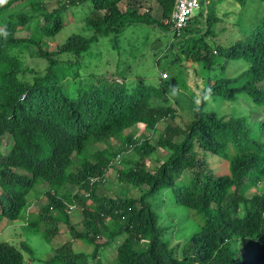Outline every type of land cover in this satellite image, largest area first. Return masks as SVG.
I'll return each mask as SVG.
<instances>
[{
  "label": "trees",
  "instance_id": "trees-1",
  "mask_svg": "<svg viewBox=\"0 0 264 264\" xmlns=\"http://www.w3.org/2000/svg\"><path fill=\"white\" fill-rule=\"evenodd\" d=\"M156 1L160 17L132 0H61L51 10L43 0H0V138L13 140L8 152L0 149V223L25 222L49 243L59 222L71 234L46 257L24 239L0 240V264H264V0L248 23L235 19L240 12L222 11L223 0H201L198 15L180 29L172 16L176 0ZM235 1L242 9L248 0ZM19 2L31 9H16ZM74 7L88 33H71L49 49L45 37L61 33ZM137 24L173 33L161 55L156 52L158 65L169 55L176 69L183 61L200 65L201 103L178 89L184 82L178 74L160 76L154 85L128 81L119 67L83 72L93 44L103 38L114 43ZM23 27L28 31L18 34ZM27 50L46 61L43 71L28 67ZM231 64L237 75L227 74ZM166 95L176 108L157 99ZM184 95L191 96L189 108L179 109L186 106ZM167 116L174 123L156 142L144 133L125 134L141 125L158 132ZM116 136L123 137L121 147L109 145L96 161L76 162L92 142ZM124 148L139 158L119 168V180L143 192L100 193L108 170L117 159L125 161ZM158 149L168 156L150 169L148 159ZM68 185L77 190L69 193ZM37 204L39 212L31 211ZM77 212L87 227L81 231L71 219ZM76 240L92 251L77 250ZM245 243L249 251L241 255Z\"/></svg>",
  "mask_w": 264,
  "mask_h": 264
},
{
  "label": "rangeland",
  "instance_id": "rangeland-1",
  "mask_svg": "<svg viewBox=\"0 0 264 264\" xmlns=\"http://www.w3.org/2000/svg\"><path fill=\"white\" fill-rule=\"evenodd\" d=\"M43 1L51 10L56 8L59 4V1L61 0H43ZM132 2L140 11H144L148 8H151L155 16L160 17L162 14V9L160 8L156 0H132ZM19 3L20 5L15 6L16 9H22L25 11L31 9V5H29L28 2H19ZM262 4L263 3L260 2V0H248L245 7H243L242 9H238L236 6L237 2L235 0H223V3L220 2L218 6L222 11L232 10L231 14L234 16L237 12H240L241 16L240 14L237 13L235 19L240 23H248L249 20L252 18V14L255 13V9L257 8V6L261 7ZM120 5L123 8H125V5L127 4L126 2H121ZM201 9L202 8L195 9L193 15H198ZM76 11L78 12L79 10H76L75 7L74 10L70 9L67 11V13L65 14L67 23L60 34L51 38L45 37L49 49L57 48L58 45L61 42H63L71 33L80 32V31L84 32L85 34L88 33L87 29H85L84 22L81 21L82 16H79L81 14L77 13ZM204 11L205 12L208 11L206 5L203 6V12ZM227 23L229 25V21H227L225 24ZM27 31L28 28L23 27L22 30L18 32V34ZM163 32L165 36L158 29L154 30L153 28L147 26L146 24H137L126 29L122 33L119 40L115 41L114 43H112V41L106 38H103L98 43L93 44L92 48L89 50V53H87L89 56L84 57L83 61L86 65L84 66L83 72L84 71L89 72L92 70L102 71V72L106 70H110L109 72H112L115 68L119 67L117 71L124 70L125 75L129 73L128 81L139 80L141 82H146L148 84H154V85H159L160 80L163 79L164 77L169 78L170 76L178 74L179 77H183L184 79V82L179 81L177 83L180 86L178 87V89L179 90L184 88L188 89L190 91V95L194 96L196 100L199 103H201L202 100L201 89L204 87V80L203 78L200 77V75L196 74V69L200 68V65L198 63L192 61H183L184 67L181 66L178 69H176V66L173 65L174 63H170V64L167 63V61L170 60L169 58L172 57L169 55V57L166 58L167 60L162 61L161 65L160 64L158 65L157 57L161 55L159 50L163 46L162 44L167 43L166 42L167 40L173 38V33L171 31L164 30ZM223 37L224 38L226 37L224 33H223ZM32 51L35 50H31V51L27 50L25 52V55L23 56V59L25 60L28 67L32 68V70L34 69V71H43L46 67V63H45L46 61L41 58L34 57L32 54H30V52ZM156 52L160 55L157 56ZM217 60L220 61L221 58L217 57ZM108 61L110 62L107 63ZM164 66H166L167 68H163ZM179 70L181 74L179 73ZM238 73L239 70L236 64L229 65V68L227 69V74L229 76L237 75ZM34 74L35 73L33 71H28V73L26 74L27 79H32ZM119 74L121 76L124 75L122 71H120ZM138 75H141V77L139 78ZM70 77L71 76L68 75V78ZM115 77L117 76L110 73L108 74V78L114 79ZM184 96L186 97H183L182 101L183 103H185L186 106H179V109H183L184 107L189 108L188 103L191 100V96H187V95ZM169 98L170 95H166L165 97L164 96L158 97L157 99L158 100L160 99V101L163 104H165L166 108H176V104H174L173 101L171 103L165 101L166 99ZM208 105L214 108L218 106L212 100ZM225 106H227V103ZM181 112L183 113V110ZM173 123H174V119L167 116L160 119V121L157 123L156 128L158 129V132H153V130L150 127L148 126L143 127V125H141L140 127L137 128L136 126H134L126 129L125 134L133 133L138 138L139 136H141V133H144L148 136H151L152 141L156 142L159 138V133L164 131L165 127L168 124H173ZM122 138L123 137L116 136L113 139H109L108 142L105 141L92 142L87 146L83 155L76 159V162L79 163V161L84 157L96 161L97 152L105 151L109 145L115 148L121 147L123 142ZM10 145H11V141L8 135H5L0 138V149H3L4 151L9 150ZM129 148H124L125 161H122L120 163V159H117V163L114 165V167L108 170L107 174L105 175L104 183L100 184L99 186L100 193H105L106 195L113 196L115 195V193L140 195L143 192L144 188L126 184L125 182L120 181L118 177V170L120 167L122 166L129 167L132 164V159L139 158V155L134 150H131ZM107 154L110 155V153ZM167 154H168L167 149H158L157 152L153 154L152 158L150 160L148 159L150 169H153L154 166L155 167L158 166L160 162L166 159L168 156ZM22 173H26V172L22 171ZM41 187L43 189L48 188L46 184H43ZM67 189L69 193L70 192L73 193L77 190V187L74 185H68ZM252 192L253 190L250 191V193ZM45 200H46V196L43 195L40 204H44ZM39 209L40 208L38 204L30 208L31 211L35 210L36 212H39ZM176 215L177 212L174 211V216ZM71 219L73 221V224L79 231L87 228L83 224L84 218H83V214H81L80 212L72 214ZM69 234L70 231L68 229V226H66L62 222H59V231L56 237L54 238L53 243H49L48 240L43 236V234L38 232L30 225L26 224L25 222L22 221L13 222L5 219L2 220L0 223V240H5L19 244V241L21 239H24L28 241L36 249V253L38 257H46L47 254L52 252V249L60 246L61 243L65 242L69 237H71V234L70 236ZM74 242H75V248L77 250L80 249L86 252H91L93 249L92 245L85 244L81 240H76ZM245 245L246 243L241 244V246H243L241 247V251H240L241 255H247L246 253H248L249 251L247 250ZM107 254L112 255V253L110 252H108Z\"/></svg>",
  "mask_w": 264,
  "mask_h": 264
},
{
  "label": "built area",
  "instance_id": "built-area-1",
  "mask_svg": "<svg viewBox=\"0 0 264 264\" xmlns=\"http://www.w3.org/2000/svg\"><path fill=\"white\" fill-rule=\"evenodd\" d=\"M201 0H176L173 11V22L176 28H182L193 16L194 10L199 9Z\"/></svg>",
  "mask_w": 264,
  "mask_h": 264
},
{
  "label": "clouds",
  "instance_id": "clouds-1",
  "mask_svg": "<svg viewBox=\"0 0 264 264\" xmlns=\"http://www.w3.org/2000/svg\"><path fill=\"white\" fill-rule=\"evenodd\" d=\"M10 138V141H11V145H12V143H13V140L11 139V137H9ZM11 145H10V147H11ZM3 152H8L9 150H6V151H4L3 149H1Z\"/></svg>",
  "mask_w": 264,
  "mask_h": 264
}]
</instances>
